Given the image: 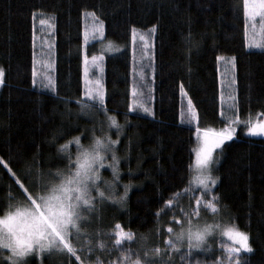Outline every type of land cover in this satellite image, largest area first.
<instances>
[{
    "label": "trees",
    "instance_id": "16d2710c",
    "mask_svg": "<svg viewBox=\"0 0 264 264\" xmlns=\"http://www.w3.org/2000/svg\"><path fill=\"white\" fill-rule=\"evenodd\" d=\"M92 12L104 20V35L83 44L84 16ZM41 20L55 25L48 45L43 43L55 90L36 77L33 84V70L40 69L36 36ZM153 25L152 72L148 77L146 69L147 87L138 89L154 114L148 116L141 110L129 112L127 105L132 81L137 82L131 77L133 27L139 31ZM245 39L243 0H0V67L5 71L0 157L12 168L9 173L0 165V216L9 204L23 203L16 193L19 176L40 171L42 164L43 170L55 171L62 166L60 145H67L62 155L75 159L80 151L75 138L88 148L107 133L118 140L120 171L113 195H122L126 184L131 187L124 207L111 198H97L95 210L83 214L86 223L74 246L82 260L87 256L85 264H108L127 250L143 264L144 252L151 255L155 249L157 264H237L238 259L264 264V137L245 135L241 123L231 125L238 126L235 138L215 152L219 162L213 173L219 180L205 200L216 203L218 218L249 234L253 251L226 258L219 240L209 235L199 249H189L186 238L178 251L165 243L171 238L168 228L179 231V221L187 228L189 213L193 223L203 217H209L204 225L222 223L196 202L199 189L191 185L195 131L224 128L237 117L252 122L264 118V47L249 46ZM84 52L104 57L106 112L81 111L80 102H90L83 95ZM218 56L235 57L232 75L222 72ZM233 95L238 111L232 108ZM184 99L192 100L195 118L182 112ZM109 116L122 126L119 138ZM107 155L110 160L111 153ZM107 163L101 176L111 182ZM118 223L132 233V240L125 238L120 245L111 233ZM8 254L2 250V264H10ZM28 259L30 264H68L69 257L45 252ZM70 259L80 264L74 256Z\"/></svg>",
    "mask_w": 264,
    "mask_h": 264
},
{
    "label": "snow or ice",
    "instance_id": "6c2138e0",
    "mask_svg": "<svg viewBox=\"0 0 264 264\" xmlns=\"http://www.w3.org/2000/svg\"><path fill=\"white\" fill-rule=\"evenodd\" d=\"M243 9L246 20L259 18L261 25L264 26V0H243ZM87 15H91L96 21L94 33L98 32L103 36L104 20L100 19L95 12L87 13ZM40 22L41 24L46 23L44 20ZM49 26L53 29L55 28L54 24ZM156 27V25L152 26L151 31L153 33ZM135 35L136 31L133 27V37ZM92 38L95 39L94 34ZM140 39L145 41V54H147L149 46L146 43V36H141ZM83 40L85 44L89 42V31L87 28L83 32ZM255 46L264 47V44ZM103 58V56L98 55H93L90 59L88 55L83 56L85 73H88L89 69H94L97 73L94 80L89 79L86 82L87 88L83 93L84 96L89 98L90 102H80L81 111L85 114L93 110L97 114L101 111H107L104 109V85L98 75V73L103 71L100 65V61ZM221 59L223 57H217V60ZM231 63L232 67L235 68V57L232 58ZM32 75L34 77L33 84H35L37 75L35 69ZM4 77L5 71L0 67V85L4 84ZM230 83L234 85L236 83L235 79L233 78ZM138 84L141 88L147 87L144 77H141ZM47 86H51L55 90L51 80L48 81ZM181 92L184 93L183 85H181ZM184 94L186 95V93ZM231 99L234 102L232 108L238 111V105L235 103L236 97L233 95ZM127 108L129 112L141 110L148 116L154 115L150 108L146 106L144 93L137 91V87H133L131 90L130 102ZM188 114L195 118V110L191 99L188 100ZM107 119L110 121V127L116 129V135L119 138L122 126L117 123L115 117L109 116ZM239 123L248 125L247 134L264 136V120L256 122L251 120L241 121L239 117L230 121L229 125L220 131L198 129V131H202V136L200 137L201 145L196 152L195 164L199 172L197 177L199 186L205 193H211L213 186L217 185L219 180V177L213 175V172L217 170L215 165L219 162V156H214V153L217 150L222 151L223 147H226V142L235 138L237 129L231 125ZM80 140V137L75 138V142L80 148L75 159L72 158L70 153L67 156L62 155L67 149V145L62 144L57 149V153L61 154L57 157L62 165L61 167L56 168L55 171L51 168L45 171L42 164L40 171H34L26 176H19L15 180V185L18 186L16 193L23 203L22 205L18 203L9 204L8 211L0 216V254H2V250L7 249L9 254L6 259L10 261V264H30L28 259L30 255L39 256L45 252L49 255L55 254L60 257H69L68 264H72L70 257L73 256L76 261H80V264H85L87 256H85V260H82L81 255H77V249L74 246L79 243L81 228L86 223V218L83 214L92 213L95 210L97 198L101 201L111 198L114 203L119 204L121 207L125 206L131 185H124V193L118 197L114 196L112 192L119 180V157L116 154L118 140L111 139L105 133L102 137L94 138L88 148H84ZM108 153H111L110 160L108 159ZM106 160H108L107 168L111 169L112 172L113 179L111 182L103 181L101 176V168L105 166ZM9 163V161L0 157V165H3L9 173H12ZM13 175L16 174L13 173ZM102 185H106L103 190ZM9 199L15 200V196H10ZM213 201L218 202V198L213 196ZM199 202V197H197V203ZM165 203L171 205L172 201L167 200ZM209 207L215 211L216 203L210 202ZM187 215L189 217L187 228L181 222L179 231H174L171 227L167 230L171 234V238L167 239L165 243L177 251V246L182 244L185 237H187L189 249L201 248L206 243L205 238L212 229L211 225L201 227L199 223H193L190 218L192 214L189 213ZM116 227L121 229L115 234L116 245H120L121 240L124 238L132 240L131 232H123L119 223ZM223 234L233 245L226 247L229 257L233 254H239L241 251L247 253L253 251L247 232L232 227L224 229ZM81 251H83V246ZM127 251L130 252V250ZM88 252H91V248L88 249ZM156 253H159V249H155L151 255L149 251H145L143 264H157L152 258ZM125 259L130 260V254L126 255ZM132 264H141V260L137 259ZM237 264H243L242 259H238Z\"/></svg>",
    "mask_w": 264,
    "mask_h": 264
},
{
    "label": "rangeland",
    "instance_id": "374dc122",
    "mask_svg": "<svg viewBox=\"0 0 264 264\" xmlns=\"http://www.w3.org/2000/svg\"><path fill=\"white\" fill-rule=\"evenodd\" d=\"M244 10V9H243ZM245 16V15H244ZM246 18V17H245ZM46 23L41 24V22L39 21V25L37 26L38 32H37V40H36V47H37V61H36V66L37 63L39 64V71L36 72V78L40 79L41 81H49L51 80V60L49 59V57H47L46 55L49 56L48 52H45L44 50L46 49V45H48L49 39H50V34L52 31V27H50L49 25L52 24L51 21L49 20H44ZM95 24L96 21L94 19V17H92L91 15H85L84 16V30L87 28L89 31V42L93 41V40H97V39H101L103 36H101L98 32L94 33V28H95ZM152 28H150L149 30H136V35L135 37H133V32L131 34V48H132V57H131V65H132V72H131V77L132 80H134V78L136 79V83L135 81L134 84L132 83L131 86V90L133 87H137V91H139V84L138 82L140 81L141 77H144L145 74H147L146 69H148V77L151 76V72H152V54H153V40H154V33L151 31ZM93 34L95 35V39L92 38ZM141 36H146V43L148 44V51L147 54H145V41L141 40L140 37ZM246 44L249 46H255V45H259V44H263L264 43V26L261 25V22L259 20V18H256L255 20H251V19H247L246 20ZM45 43V44H43ZM83 44L84 40H83ZM40 51V52H39ZM85 55V52H84ZM98 56H102L101 54H97ZM47 57V58H46ZM91 58V56H89V59ZM222 61V72L223 73H228L230 75L233 74V67H232V59L231 58H223L221 59ZM50 64V65H49ZM48 65L50 66L48 68ZM100 65L103 69V60L100 61ZM37 66V67H38ZM83 67H84V63H83ZM149 67V68H148ZM84 69V68H83ZM142 69V71H141ZM97 73L95 72L94 69H89L88 73H85L84 71V76H83V85H84V91H86L87 88V81L89 79H95L96 78ZM100 79L103 82V71L98 73ZM1 86V85H0ZM144 98L146 100L147 97ZM149 98V97H148ZM182 112L186 115L191 116L188 114V102L186 99H184V104L182 105ZM192 117V116H191ZM260 120H264L260 119ZM258 121V120H257ZM256 122V121H254ZM243 125L242 127V132L245 135L248 136H252L247 134V127L248 125H244V123H241ZM236 129L238 128V126H234ZM226 127H221L217 130L214 131H220L225 129ZM195 139H196V144H195V156H194V176H193V180H191V185L194 189H199V195H197V197H199L200 202L198 204L206 207L208 209V211L211 214H215L216 216V220L217 221H222V223H218L215 222V224L212 226L211 231L209 232V236L208 237H213L214 239H218L219 241L218 244L224 249L225 252V257L226 258H231L234 256H237L238 254H233L231 257L228 256L227 252H226V247L228 246H233L232 242L224 236L223 232L224 229L226 228H232L234 226H232L229 223H225L226 221L224 220V218H218V214H216V210L214 211L211 207H209V203L210 201H206V197L211 196V193H205L199 186L198 183V179L197 177L199 176V172H198V168L197 165L195 164V159H196V152L199 149L200 145H201V139L200 137L202 136V131H198L196 130L194 133ZM258 137H264V136H258ZM215 156V153H214ZM214 175V173H213ZM214 188V186H213ZM213 191V190H212ZM197 202V200H196ZM196 216V215H195ZM215 216L214 219H215ZM205 219H209V217H203L201 219H199L197 221V223H199V225L201 227L204 226V221ZM178 223H181L180 221ZM183 223V222H182ZM121 231V229H118L117 227H115L114 231H112L111 233L113 234L114 238V242L116 240V232ZM125 232V231H123ZM127 233V232H125ZM215 235V236H214ZM206 236V238H208ZM187 239V237H185ZM205 238V239H206ZM125 239V238H124ZM122 239V240H124ZM121 240V241H122ZM170 250H172V248H170ZM131 256L130 260H126L125 256L129 255ZM139 259L138 257H136L133 253L131 252H123L120 253V256L116 259V257L113 258L112 261H109L110 263L108 264H132L133 261ZM187 261V259H186ZM97 264V263H95Z\"/></svg>",
    "mask_w": 264,
    "mask_h": 264
}]
</instances>
